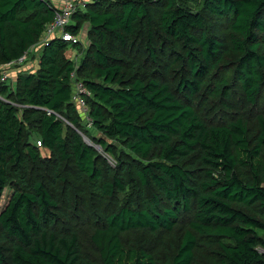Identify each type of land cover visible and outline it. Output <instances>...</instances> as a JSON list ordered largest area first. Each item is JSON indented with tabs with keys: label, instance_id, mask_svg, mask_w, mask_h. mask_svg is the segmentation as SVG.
I'll return each instance as SVG.
<instances>
[{
	"label": "trees",
	"instance_id": "16d2710c",
	"mask_svg": "<svg viewBox=\"0 0 264 264\" xmlns=\"http://www.w3.org/2000/svg\"><path fill=\"white\" fill-rule=\"evenodd\" d=\"M82 6L67 28L88 26L78 60L54 37L0 84V264H264V0ZM54 11L0 0V73ZM233 92L250 118L230 113ZM82 203L107 210L68 225Z\"/></svg>",
	"mask_w": 264,
	"mask_h": 264
},
{
	"label": "built area",
	"instance_id": "2783aa9c",
	"mask_svg": "<svg viewBox=\"0 0 264 264\" xmlns=\"http://www.w3.org/2000/svg\"><path fill=\"white\" fill-rule=\"evenodd\" d=\"M59 7H54L55 11L53 14L52 21L46 25L42 37L39 41L30 47L23 53L21 57L7 63L2 72L0 73V84H4L8 79L13 77V74L17 71H31L34 68L33 57L38 56L41 48L46 46L51 38L59 37L61 40L69 42L71 44H78L75 35L67 31V28L72 23V15L75 13L78 7L77 0H58ZM37 53V54H36ZM38 58V57H37ZM77 66H75L76 68ZM72 81V95L71 101L77 106L82 118L86 122V125L90 127L91 120L87 116V107L84 97H89L88 90L84 85L76 80L75 70L70 74ZM2 98L0 97V100ZM39 145V142L37 143Z\"/></svg>",
	"mask_w": 264,
	"mask_h": 264
},
{
	"label": "rangeland",
	"instance_id": "374dc122",
	"mask_svg": "<svg viewBox=\"0 0 264 264\" xmlns=\"http://www.w3.org/2000/svg\"><path fill=\"white\" fill-rule=\"evenodd\" d=\"M50 1L53 3L54 7H59L58 0H50ZM88 1L89 0H77V3H79L82 6L83 4H85V2H88ZM82 7H80V8H82ZM87 30H88V26L87 25H83L81 27V30H80L79 34L75 35L79 45H77L76 47L75 46H69L68 49H67V55L71 56L73 61H75L76 58H77L76 60H78L80 58V56L82 55V52H83L82 50L87 45V37H86ZM212 34L218 35L220 37H223V35H224L220 31H218L216 28L213 29ZM134 51H135V48H134V50L128 51L129 52V56L131 57V59L136 61V62L141 61V59H140V57H141L140 51L139 50H137L135 52ZM38 55H39V53H38ZM165 55L168 56V57L170 56L168 54V52H165ZM165 55L163 54V56H162L164 58V60H165ZM37 57L38 56L33 57L34 63L37 62L36 61ZM76 66H77L76 68H78V64H76ZM171 69H172V67H171ZM232 98H233L234 107H237V109H235V110L236 111L238 110V111L237 112H230V113H232L233 115L234 114H241V115H243V116H245L247 118H250L251 114L255 110L251 111V110H249V107L247 105L243 104V101H242V99L240 97L239 92H237V93L233 92L232 93ZM219 115L220 116L214 117V119L217 120V121H220V120H222V117L227 115V113L224 111L223 107L220 109ZM96 149L99 150L98 147H96ZM44 153H46V152H44ZM102 156H103L104 159L109 161L108 163L110 165L114 164L113 163L114 161L112 160V157L105 156L104 153H102ZM11 193H12V191L9 188H6L3 191L2 197L0 199V212L6 206L7 201L9 200V198L11 196ZM105 210H107L106 207H103L101 210H99L98 208L95 207V205H92V203H90L88 206H86V204L82 203V207L79 205L78 206V210H77L81 215H79L78 212H76L75 215L72 214V217L69 218L70 221H69L68 225H70L71 223L72 224L76 223L78 225V227H79V225H82L83 221H84V223L89 224V220L93 219L94 214L99 213V212H103ZM91 221H93V220H91ZM85 229H87V228H85ZM134 237L138 241L143 242L142 238H140L139 235H136ZM160 241H161V237H158V245H159ZM150 245H154V242L153 241L150 242ZM154 248L157 249V245H155ZM87 249L88 250L90 249L91 252H92L93 247H91L89 245V247H87Z\"/></svg>",
	"mask_w": 264,
	"mask_h": 264
},
{
	"label": "water",
	"instance_id": "95a60500",
	"mask_svg": "<svg viewBox=\"0 0 264 264\" xmlns=\"http://www.w3.org/2000/svg\"><path fill=\"white\" fill-rule=\"evenodd\" d=\"M25 70V69H24ZM15 75V73L13 74V76ZM83 139H84V137H83ZM84 141H86L85 139H84ZM88 145H90L88 142H86ZM99 148V147H98Z\"/></svg>",
	"mask_w": 264,
	"mask_h": 264
},
{
	"label": "crops",
	"instance_id": "0c3cea01",
	"mask_svg": "<svg viewBox=\"0 0 264 264\" xmlns=\"http://www.w3.org/2000/svg\"><path fill=\"white\" fill-rule=\"evenodd\" d=\"M38 59V58H37ZM37 59H36V61H37Z\"/></svg>",
	"mask_w": 264,
	"mask_h": 264
}]
</instances>
